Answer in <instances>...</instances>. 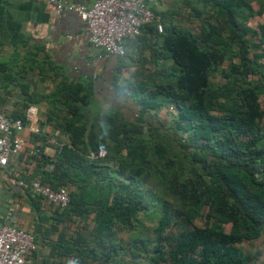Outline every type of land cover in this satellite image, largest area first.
<instances>
[{"label": "trees", "instance_id": "trees-1", "mask_svg": "<svg viewBox=\"0 0 264 264\" xmlns=\"http://www.w3.org/2000/svg\"><path fill=\"white\" fill-rule=\"evenodd\" d=\"M250 1L191 0L183 7L198 19L194 35L179 31L167 13L144 25L129 42L135 45L141 34L154 42L143 45L148 50H137L134 66L124 67L118 76H123L130 92L118 88L117 94L127 96L136 109L131 117L118 108L98 110L90 80L62 78L46 95L29 91L24 83L32 78L29 72L41 71L32 52L13 53L0 62L1 93L14 92L20 100L18 113L6 115L1 107L0 113L23 122L28 106L38 111L39 133L30 134V139L39 145L28 154L37 170L18 180L68 192L63 209L43 203L44 210L57 215L56 221L73 225L67 237L60 233L56 242L47 243L49 258H69L66 264H112L116 232L134 230L149 207L155 208L158 239L169 226L183 229L165 254L163 239L156 240L151 260L157 264H248L253 258L239 247L264 241V133L258 125L264 47L249 56L246 36L254 33L247 25L254 15ZM256 1L264 10V0ZM257 29L264 36V26ZM224 63L225 86L218 91L208 77ZM13 83L16 92L10 89ZM167 107L176 113L171 125L157 114ZM45 126L57 133L51 137L55 144L48 143L50 138L42 132ZM166 131L172 136L161 137ZM167 139L179 155L169 150ZM44 147L53 148L52 157L42 154ZM98 148L105 150V157L90 159ZM23 151L24 145L19 154ZM147 182L158 193L152 187L144 189ZM23 190L38 210L41 199ZM203 210L205 225L197 227L194 221Z\"/></svg>", "mask_w": 264, "mask_h": 264}, {"label": "crops", "instance_id": "crops-1", "mask_svg": "<svg viewBox=\"0 0 264 264\" xmlns=\"http://www.w3.org/2000/svg\"><path fill=\"white\" fill-rule=\"evenodd\" d=\"M63 1L88 7L95 0ZM187 3H191V0H156L155 4H148V7L156 18H160L163 13L174 18V13L184 9L183 6ZM248 5L254 15L247 20V25L259 17L264 21V10L260 9L257 1H250ZM260 25L264 26V23L256 26ZM149 42L154 41L150 40L148 35L143 37L141 34V39L135 45L129 40L126 41L123 58L105 56L90 46L83 24L74 14L62 12L56 15L51 4L35 0H0V62L7 60L13 53L21 56L32 52L41 71L29 72L32 78L24 83L29 86V91L36 89L41 95L50 93L53 85L62 78L67 81L90 80L94 89V106L98 110L103 112L118 108L127 116L125 111L130 109L127 106L129 101L117 94L120 83L118 76L124 72V67L134 66L136 51L148 50L145 46L142 48ZM144 56L148 60V51H145ZM2 88L0 84V107L3 113H18L16 108L19 106V98L16 94L3 95ZM10 89L17 91L15 83ZM39 112L43 121V104L39 105ZM42 132L50 138L48 143L55 144L51 137L57 136V133L52 127L45 126ZM20 137L24 151L11 157L5 168H0V227L12 226L33 235L37 251L29 255V264H44L47 261L66 264L69 258H57V255L49 258L50 247L47 243L56 242L60 233L67 237L73 225L61 220L56 221L59 219L57 215L44 210L45 205L41 201L37 210L23 188L18 185V178L36 172L37 165L29 159L28 154L33 145H39V142H31L30 133L26 129L21 132ZM53 153L54 150L50 147H44L42 150V154L47 157H52Z\"/></svg>", "mask_w": 264, "mask_h": 264}, {"label": "built area", "instance_id": "built-area-1", "mask_svg": "<svg viewBox=\"0 0 264 264\" xmlns=\"http://www.w3.org/2000/svg\"><path fill=\"white\" fill-rule=\"evenodd\" d=\"M51 4L54 13L74 14L83 24L87 41L94 49L105 56L123 58L125 43L134 40L140 29L158 18L148 7L156 0H95L90 6L74 5L63 0H35ZM156 24V31L161 32ZM38 111L28 106L24 111V121L9 120L0 113V168H5L11 157L18 155L23 148L21 132L26 129L30 134H38ZM105 150L98 148L89 154L90 159H103ZM23 189H29L41 201L54 208L63 209L69 198L65 188L51 189L49 186L32 181L29 184L19 181ZM37 244L32 234L12 226L0 227V264H29L28 256L36 251Z\"/></svg>", "mask_w": 264, "mask_h": 264}, {"label": "rangeland", "instance_id": "rangeland-1", "mask_svg": "<svg viewBox=\"0 0 264 264\" xmlns=\"http://www.w3.org/2000/svg\"><path fill=\"white\" fill-rule=\"evenodd\" d=\"M194 6V5H193ZM195 7V6H194ZM198 7V6H197ZM190 9L184 8L182 10L177 11L174 13V18H172V23L174 26L177 27V29L181 32H189L190 34H196L197 28H198V19L194 18L193 15L190 13ZM159 22V21H158ZM213 24L217 27H220V22L218 19L211 20ZM264 23L262 18H257L252 21H250V28L254 31L248 32L246 38H248V45H249V56L251 54H258L260 49L264 46V36H262L261 32L258 31L257 26L258 24ZM255 46V47H253ZM166 65V64H165ZM226 70V63L222 64L221 66L217 67L208 77L209 84L217 89L219 91V88H223L225 86V81L222 77V73H224ZM120 78V77H119ZM155 79V78H154ZM118 88H122L124 92L129 93L128 90V84H126L123 80V76H121L119 80ZM137 85V84H136ZM15 95L14 92H12L13 96ZM125 98H128L125 96ZM159 100V99H158ZM258 103L259 108L262 112V119L259 122V129L261 130V133H264V93L260 94L258 96ZM129 110H126V115L131 117V111L136 110L134 107V104L128 103ZM162 119H164L167 124L171 125L174 116L175 111L171 107L167 108H159L157 113ZM161 137L166 135L167 137L172 136L170 133L168 134V131L160 133ZM186 139L185 136H182ZM164 138V137H163ZM167 146L169 147V150H171L175 155H179V149L175 146L173 141L166 140ZM152 182L144 183L143 188L144 189H150L152 187L151 191L154 193L156 191L153 188ZM145 213H141V222L137 225H135L134 230L128 231H118L116 232L114 239H115V245L117 247L116 253L112 254L111 262L112 264H157L154 261L151 260V258L154 256V246L156 240L163 239L162 240V246H163V253L170 250L176 241L177 236L183 231V229L179 228V225H172L169 226L163 233H161L159 239L154 233L155 230V217L152 214L153 210L155 208H150ZM204 214L205 210L202 211V216L197 218L194 221V225L197 227H202L205 225L204 220ZM90 226H92V223L90 220H87V222ZM211 223V221L209 222ZM224 231L227 230V225H219ZM88 230V229H87ZM84 232V231H83ZM85 231L84 233H86ZM89 236V234H88ZM87 236V237H88ZM89 240V238H87ZM134 241H137L135 244ZM243 253H246L249 257H253L248 264H263L264 262V241L261 239H258L256 241H253L251 243H242L239 246Z\"/></svg>", "mask_w": 264, "mask_h": 264}]
</instances>
